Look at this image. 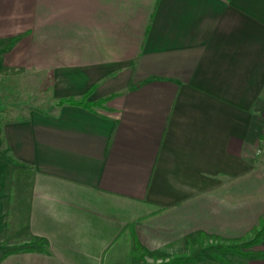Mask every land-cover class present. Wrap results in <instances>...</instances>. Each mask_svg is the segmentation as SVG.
Wrapping results in <instances>:
<instances>
[{"label": "crops", "instance_id": "crops-1", "mask_svg": "<svg viewBox=\"0 0 264 264\" xmlns=\"http://www.w3.org/2000/svg\"><path fill=\"white\" fill-rule=\"evenodd\" d=\"M0 67L54 99L0 121V264H264L208 250L264 216V0H0Z\"/></svg>", "mask_w": 264, "mask_h": 264}, {"label": "rangeland", "instance_id": "rangeland-1", "mask_svg": "<svg viewBox=\"0 0 264 264\" xmlns=\"http://www.w3.org/2000/svg\"><path fill=\"white\" fill-rule=\"evenodd\" d=\"M54 99L48 89V79L46 74L19 73L7 71L0 67V121L13 119L25 115L28 108L51 110ZM12 169L11 159L0 145V192L9 184V175ZM0 200H5L4 193H1ZM3 204H0V210ZM9 223L6 226L9 227ZM20 230L9 231V237L15 239ZM4 229L3 235L5 236ZM251 236V232L246 236L232 242ZM19 237V236H18ZM264 241V239H263ZM259 245V244H257ZM254 245L250 249L255 248ZM216 247L210 246L209 251ZM222 257L223 252H218ZM204 257H208L203 255Z\"/></svg>", "mask_w": 264, "mask_h": 264}, {"label": "trees", "instance_id": "trees-1", "mask_svg": "<svg viewBox=\"0 0 264 264\" xmlns=\"http://www.w3.org/2000/svg\"><path fill=\"white\" fill-rule=\"evenodd\" d=\"M88 91L85 92L78 98H59L56 101V105L62 103L81 105L83 107L92 108L94 106L101 105L109 96L104 98H99L95 101L87 100L86 96ZM264 239V216L259 219L258 225L251 230V236L246 239H241L235 243H227L217 246L213 250H210V256L222 260L218 252L225 253H236L245 256L255 255L259 257H264V250H253L250 249L252 246L261 243ZM19 251H46L45 241L41 238H31L28 242L7 249L3 253L9 252H19ZM196 257H173L169 258L166 261L154 263V264H184L194 262Z\"/></svg>", "mask_w": 264, "mask_h": 264}, {"label": "built area", "instance_id": "built-area-1", "mask_svg": "<svg viewBox=\"0 0 264 264\" xmlns=\"http://www.w3.org/2000/svg\"><path fill=\"white\" fill-rule=\"evenodd\" d=\"M264 150V125L261 130V134L256 139V145L254 148V153L260 154Z\"/></svg>", "mask_w": 264, "mask_h": 264}]
</instances>
